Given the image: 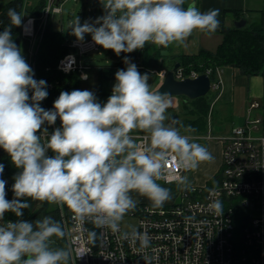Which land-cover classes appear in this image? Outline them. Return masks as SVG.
I'll return each mask as SVG.
<instances>
[{"label": "clouds", "instance_id": "9594fccd", "mask_svg": "<svg viewBox=\"0 0 264 264\" xmlns=\"http://www.w3.org/2000/svg\"><path fill=\"white\" fill-rule=\"evenodd\" d=\"M185 2L101 0L106 15L97 19L99 27L81 25L76 18L71 28L78 40L90 33L95 44L116 55L147 44L179 46L194 31L211 34L219 28V9L202 12L195 0L186 8ZM8 17L11 25H22L15 9L8 10ZM125 63L126 70L115 73L112 94L103 105L92 91L73 90L61 92L54 110H45L40 102L48 96L46 81L33 78L11 28L0 33V148L21 169L14 177L11 201L6 199V181L0 179V220L6 212L22 216L32 200L66 206L79 225L91 222L119 233L124 216L137 206L132 193L161 207L172 197L158 181L174 170L194 171L214 159L190 135L195 128L167 114L172 106L169 94L153 90L147 73L141 74L127 58ZM57 118L61 126L50 137L46 128L37 135L45 122L53 125ZM136 131L146 133L143 144L132 135ZM49 150L54 156L46 155ZM3 171L0 164V175ZM176 179L182 190L190 188L187 176ZM209 208L222 212L219 200ZM64 236L61 222L51 216L2 223L0 264H69L70 250L53 247V237ZM132 236L147 246V234L134 231Z\"/></svg>", "mask_w": 264, "mask_h": 264}, {"label": "built area", "instance_id": "2783aa9c", "mask_svg": "<svg viewBox=\"0 0 264 264\" xmlns=\"http://www.w3.org/2000/svg\"><path fill=\"white\" fill-rule=\"evenodd\" d=\"M44 1L40 17L25 14L21 27L22 37L30 43L29 66L35 80L34 51L43 38L51 15L62 14L65 0L60 5H56L57 0ZM68 45L73 51L59 60L57 69L64 74L78 71L80 78L88 80L91 67L83 63L82 57L100 51L101 46L95 44L92 38L74 39ZM141 61L136 54L130 63L136 64L140 70L144 69ZM168 71L163 67L152 72L161 83ZM210 73L211 70H208L205 74L210 76ZM174 75L178 80L198 76L196 72L185 75L181 66ZM216 77V81L211 80L210 91L218 92L219 96L223 88L221 69H217ZM52 87L49 84V88ZM106 101L99 103L103 105ZM260 107L259 102H251L243 124L219 138L223 144L221 176L213 187H207V183L190 186L188 190H181L179 202L161 207L138 203L135 211L124 216L136 218L137 226L128 230L120 223L119 233L99 227L97 249L92 246L88 222L79 225L71 212L65 220L71 264H264V116L254 113ZM59 124L61 122L57 118L52 132H47L48 137L59 128ZM39 135H43V126ZM145 136H137V142L143 144ZM46 155L49 156V151ZM187 172L174 170L162 180L167 184L178 183L177 175ZM0 179L6 181V199H15L12 190L15 181L11 177ZM215 200L221 202L222 212L209 208ZM239 217L244 222L241 235L237 234ZM8 221L12 220L4 215L0 224ZM134 231L140 236L147 234V246L140 238L132 236ZM124 233L128 234L127 238H123Z\"/></svg>", "mask_w": 264, "mask_h": 264}, {"label": "trees", "instance_id": "16d2710c", "mask_svg": "<svg viewBox=\"0 0 264 264\" xmlns=\"http://www.w3.org/2000/svg\"><path fill=\"white\" fill-rule=\"evenodd\" d=\"M26 1L27 0H10L5 3L0 10V27L2 30L1 33L6 28H11L13 42L21 49L23 57L28 65H30L29 40L22 37V25L20 27L11 25L8 17V10L15 9L22 15V22L25 14L39 18L45 7V1L40 0L39 5L30 12L26 8ZM187 5L188 0H186L184 7L186 8ZM225 13H232L237 20H240L246 18L249 11L230 10ZM259 15L260 18L258 21L249 23V20H247V25L241 29L236 28L234 25L230 27L223 26L220 31L222 41L214 51L201 48L196 53L181 52L180 54H170L166 56L163 52L169 51V48H158L155 45L147 44L143 49L136 50L135 53H124L123 59L115 63V65L99 67L100 85L98 90L94 93L97 102L108 99L112 91L108 85L112 81L116 82L115 73L118 70H126L127 64L125 63V58L131 62L136 54H139L141 57L142 66L144 67V69L138 71L141 74L147 73L149 75L148 83L153 90H155L157 87L156 85L160 83V79L152 71L166 67L164 64L168 58H172L171 65L169 66L170 70L176 63H180V66L184 69L185 75H190L192 72H196L200 75L211 70L210 78L213 82L217 80V69L228 67L238 69L243 75L248 77H264V11H259ZM71 51L73 50L68 45L65 33L62 30L53 29L52 25L49 23L32 57V61L35 63L37 81H46L48 96L40 102V106L45 110H54V101L59 97L61 92L80 90L81 78L78 71L64 74L57 69L59 60ZM49 84H52L53 87L49 88ZM31 95L32 91L29 90V96L31 97ZM182 97L186 98L184 96ZM217 97L218 92L210 91L204 97L195 100L188 99L192 101L191 109L189 106H183L182 111L185 118L181 122L185 126L191 125L196 129V132L192 134H207L208 120L213 110L212 105ZM60 126L61 124L58 125V127ZM44 128L47 129L48 133L53 130V126L48 125L47 122L43 125V129ZM181 131L183 132V129H181ZM39 133L40 132H38L37 135H39ZM52 156H54V153L49 150V157ZM0 164L4 166V171L3 174L0 175V178L11 177L14 180V177L21 171V169L15 167L9 155L2 148H0ZM220 176L219 171L212 180L208 181L207 187H213L219 182ZM27 202L31 206L22 210V216L17 217L12 212H6L5 215L13 222L18 220L35 222L45 216H51L55 220L61 222L65 231V220H67L71 213L66 206L62 207L57 204L32 200H28ZM238 215L239 211L236 212V216ZM243 223V220L239 217V220H237L238 235H241ZM53 240V247L68 249L66 246V234L62 239L53 237ZM69 264H71V258Z\"/></svg>", "mask_w": 264, "mask_h": 264}, {"label": "crops", "instance_id": "0c3cea01", "mask_svg": "<svg viewBox=\"0 0 264 264\" xmlns=\"http://www.w3.org/2000/svg\"><path fill=\"white\" fill-rule=\"evenodd\" d=\"M191 0H188V3H190ZM196 6L202 11L206 12L211 9H219V16L217 19L220 21L219 28L211 34L200 32L199 30L193 32V39L195 41V45L199 46V49L203 48L206 50L214 51L217 46L222 41V35L220 33L223 26L230 27L234 25V22L237 21L235 16L232 13H225L226 11L230 10H242L244 12H248L246 19L249 20V23H253L259 20L260 15L259 11H264V0H195ZM251 21V22H250ZM192 40L188 41L191 42ZM186 43V41H185ZM183 43V45H185ZM199 44V45H198ZM181 45L182 49H185V47ZM179 50L175 51V54H180L178 52ZM170 54L172 52L168 51ZM227 76V80H231V86L224 87L223 82V88L219 96L216 98L215 102L212 105V108L218 103L219 101L223 100L222 107L225 108L226 111H223L224 114L229 118L230 120H233V116H235V112L240 113L241 116V123L243 124L248 109L250 107L251 102L257 101L260 103L261 107L258 110H255V114L261 115L260 111L264 110V77L262 76H252L248 77L243 75L238 69L234 68H224L221 69V78L222 75ZM223 81V78H222ZM157 88V87H156ZM173 98V97H170ZM171 108L174 111L178 110V105L175 104V101L172 102ZM214 109V108H213ZM212 110V115H213ZM208 120V132L207 135H196V134H190L196 142L200 143L203 140H208L206 147L211 152L214 159L211 162H204L199 165V167L196 169V175L200 177V180H203L201 185H204L208 183V181L212 180L220 171L221 164H222V151H223V144L219 140L218 137H214L212 132L214 129L212 128V125L210 127V118ZM229 116V117H228ZM168 123V121H166ZM231 128V127H230ZM229 127L225 128L224 132L229 133L230 129ZM216 130H220L219 127H217ZM211 132V133H210ZM221 132V131H220ZM182 134H185L182 132ZM226 134V133H225ZM132 135L137 139V136L139 135H146V133L136 131L132 133ZM206 136V137H205ZM213 138V139H211ZM213 140H216L215 142ZM176 186L177 191L175 194H171V199L167 202H165L163 205H169L174 203V199L176 197L180 196L181 188L178 185V183H170L168 186ZM131 195L139 196L137 193H132ZM141 199L140 202H147L151 203L146 197L139 196ZM139 202V203H140Z\"/></svg>", "mask_w": 264, "mask_h": 264}, {"label": "rangeland", "instance_id": "374dc122", "mask_svg": "<svg viewBox=\"0 0 264 264\" xmlns=\"http://www.w3.org/2000/svg\"><path fill=\"white\" fill-rule=\"evenodd\" d=\"M10 0H0V10L2 9L3 5L7 3ZM27 5L26 8L29 10V12L33 9H35L39 3L40 0H27ZM106 15V10L103 7V4L101 3V0H65L62 4V14H52L50 17V24L52 25L53 29L55 30H62L65 35H66V40L72 41L74 39H77V37L73 34V30L71 26L74 24L76 18L79 19V22L81 25H83L85 22L89 24H94L96 27H99L100 24H96V21L98 18ZM251 22V21H250ZM193 35V34H192ZM87 38H92L90 33H86L84 35L83 39ZM189 38L186 40L185 49L181 48V45L177 46L176 44L170 45L168 48L172 52V55H175V51L179 50L178 52H186V53H196L199 51V46L195 45V41L192 40L189 42ZM199 45V44H198ZM31 50V49H30ZM124 57V53H120V55H116L114 51L104 49L103 47H100V51H93L90 52L82 57L83 63L90 68L88 71V80H83L81 78L80 82V90H89L95 93L100 85V80H99V67L103 66H113L115 63L121 61ZM172 62V58H168L165 62L166 68L170 70V65ZM223 82H224V87H230L231 86V80H227V76L224 74L222 75ZM116 82L112 81L109 83L108 87L110 89H113V86ZM160 85H156L157 87ZM172 102L175 101V104L178 105V110L179 111H174L171 107L167 110V114L175 118L179 121L184 120V114H183V106H189L191 109L192 106V101L183 98V97H173L170 98ZM222 102L223 100L219 101L216 103V105L213 107V115L210 118V127L212 125V128L214 131L212 134L214 137L220 138L221 136H225L227 132H222L224 131L225 128L227 127H236L241 125V116L239 115L240 113L235 112V116H233V120H230L227 118V116L224 114L223 111H226L225 108L222 107ZM261 116H264V110L260 111ZM229 117V116H228ZM178 127V125H177ZM217 127H219V131L216 130ZM230 128V129H231ZM221 131V132H220ZM211 133V132H210ZM226 133V134H225ZM206 136H208L206 134ZM205 136V137H206ZM214 142L216 140H213ZM208 140H203L200 142V144L206 146ZM202 164V163H201ZM196 170L194 171H188L185 176H187L190 186L193 185H201L203 180H200V177L196 175ZM163 187H166L170 189L171 194H175L177 191L176 186H168L167 183H165L163 180L158 181ZM133 198L139 203L141 199L139 196L132 195ZM180 197H176L174 199V202H179ZM140 203H145V204H151L152 203H147V202H140ZM173 203V202H172ZM137 219L136 218H130L126 217L123 218L121 221V224L124 229H133L137 226ZM67 246V244H66Z\"/></svg>", "mask_w": 264, "mask_h": 264}, {"label": "water", "instance_id": "95a60500", "mask_svg": "<svg viewBox=\"0 0 264 264\" xmlns=\"http://www.w3.org/2000/svg\"><path fill=\"white\" fill-rule=\"evenodd\" d=\"M64 0H57L56 5H60ZM247 25V19L242 18L234 22V26L238 29L244 28ZM0 27V33H1ZM193 39V35L189 37V41ZM164 55L169 56L168 51L163 52ZM180 67V63H176L174 67L168 71L163 81L155 89L162 93H168L169 97H186L190 100H195L206 96L211 89V78L207 74H200L195 78H185L178 80L175 78L174 72ZM90 233L92 246L94 249L98 247L99 227H96L91 222L87 224Z\"/></svg>", "mask_w": 264, "mask_h": 264}]
</instances>
